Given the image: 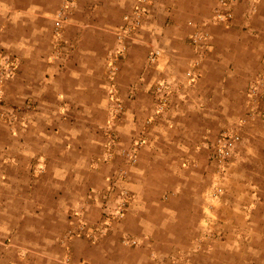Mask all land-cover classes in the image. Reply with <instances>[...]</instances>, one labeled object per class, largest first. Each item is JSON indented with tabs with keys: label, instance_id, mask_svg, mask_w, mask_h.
Masks as SVG:
<instances>
[{
	"label": "rangeland",
	"instance_id": "obj_1",
	"mask_svg": "<svg viewBox=\"0 0 264 264\" xmlns=\"http://www.w3.org/2000/svg\"><path fill=\"white\" fill-rule=\"evenodd\" d=\"M0 264H264V0H0Z\"/></svg>",
	"mask_w": 264,
	"mask_h": 264
},
{
	"label": "built area",
	"instance_id": "obj_2",
	"mask_svg": "<svg viewBox=\"0 0 264 264\" xmlns=\"http://www.w3.org/2000/svg\"><path fill=\"white\" fill-rule=\"evenodd\" d=\"M229 146L230 145H232L231 143L230 144H228ZM219 150V153H220V156H222V158L224 159V158H228V153H229V150L227 149V150H224V148H219L218 149Z\"/></svg>",
	"mask_w": 264,
	"mask_h": 264
},
{
	"label": "crops",
	"instance_id": "obj_3",
	"mask_svg": "<svg viewBox=\"0 0 264 264\" xmlns=\"http://www.w3.org/2000/svg\"><path fill=\"white\" fill-rule=\"evenodd\" d=\"M37 7V6H36Z\"/></svg>",
	"mask_w": 264,
	"mask_h": 264
}]
</instances>
